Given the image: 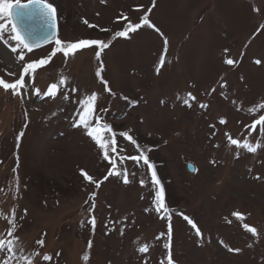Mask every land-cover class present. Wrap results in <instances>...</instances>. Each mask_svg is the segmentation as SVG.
<instances>
[{
	"label": "rangeland",
	"instance_id": "374dc122",
	"mask_svg": "<svg viewBox=\"0 0 264 264\" xmlns=\"http://www.w3.org/2000/svg\"><path fill=\"white\" fill-rule=\"evenodd\" d=\"M45 1L56 7V37L31 51H11L10 17L0 14V79L14 83L27 63L51 56L25 74L20 96L0 87V237L18 238L32 264H168L169 253L172 264H264V147L251 153L226 136L264 145V127H250L264 115V0ZM129 23L141 27L115 35ZM80 40L108 47L56 51ZM53 83L54 98L44 95ZM92 94L87 118H101L102 142L116 141L109 160L83 126L73 127ZM141 151L159 186L143 159H128ZM160 186L170 210L157 213Z\"/></svg>",
	"mask_w": 264,
	"mask_h": 264
},
{
	"label": "snow or ice",
	"instance_id": "6c2138e0",
	"mask_svg": "<svg viewBox=\"0 0 264 264\" xmlns=\"http://www.w3.org/2000/svg\"><path fill=\"white\" fill-rule=\"evenodd\" d=\"M0 14L10 15L12 18L13 22L11 24L10 39L17 42L16 47L11 48V51H13V52H17V49L20 47L27 49L28 51H31L32 48L35 46L31 41L28 40L27 34L20 27L21 22L26 21V20H32L36 16L43 18V20L51 27H55V22H56V9H55V7L52 4L44 2V0H28V3H21V0H15V3L8 2V0H0ZM85 23H87V21H85ZM141 23L146 24L149 27H154V25H152L150 23V21L148 20L147 16H144L142 18ZM5 27H6L5 24L0 23V40H4L3 30ZM139 27H141V24L133 25V24L129 23L123 31L117 32L115 35L127 37V34L129 31H135ZM157 31H159V30L157 29ZM4 42L7 43L6 40ZM165 43H167V41H165ZM56 44L59 46L61 44V41L57 40ZM89 45H99V46H102L103 48L108 47V44L103 43L102 41H99V40H80L77 43L67 44L66 48L58 47L56 49V51H62L64 53V55L67 57L71 50L80 49L84 46H89ZM225 51H227V50H225ZM55 54H56V52L54 51L51 55L54 56ZM97 56H99V53H97ZM18 58L20 61H23L24 60L23 54H20ZM50 59H51V56L48 59H40L36 62L27 63L24 66L23 71L19 76V79H17L14 83H6L3 79H0V87H2L5 91L11 89L13 95L20 96L21 95L20 90L27 87V84L25 83V74L29 73V70L35 71L38 67L47 64ZM225 63L228 65H232L234 62L231 59H227L225 61ZM256 63L259 64L260 61H256ZM162 64H163V60L161 61V65ZM157 71H159V69H157ZM65 82H66L65 78L62 77L59 81V84L64 85ZM224 86L225 85H221V87H224ZM57 90H58V85L56 83H53L48 87L47 92L44 95L54 98L57 94ZM72 91H76V89H72ZM34 93L37 96H39L40 90L35 89ZM188 96L191 100L196 99L194 96H192L191 93H189ZM64 98L67 99L68 97L65 96ZM177 98L179 99V97H177ZM96 99H97L96 94H92L88 98V101L85 104L83 110L78 113L79 122L74 123L73 127L83 126V128L85 129L86 135L91 137L95 141V143L99 146L100 149L104 150L103 158L105 160H109L108 148L111 145V146H113L112 151L113 152L116 151V149L114 147L116 144L115 139L110 137L108 139H105L102 142L101 137L97 135V132L99 130L97 126L101 124V118L100 117H94L95 124H93L92 121H90L87 118L89 114L94 113L93 102H95ZM81 103L84 104L83 101H81ZM162 103H163V101H162ZM184 103L187 104L189 107H191L189 100H184ZM200 107L205 108V107H207V105L201 104ZM260 107L264 108V105H261ZM250 111H251V109H250ZM225 122L226 121L223 119L220 120L221 124H223ZM257 124L264 127V115L260 116L259 119L257 121H255L250 126L253 131H255ZM102 127L108 133H112L111 125L104 123L102 125ZM23 134L24 133L21 132L19 134V136H23ZM120 135L126 137L133 144H136V141L133 140V138L128 134V132H121ZM19 136L17 138L18 140H19ZM226 136L228 137L230 145H235L237 148L244 149V150L251 152V153H256L258 148L264 147V145H262L259 141H257V143L253 146L247 139H245L243 142H241L237 139L231 138V136L228 135L227 133H226ZM113 137H114V134H113ZM136 147L139 149L140 146L138 144H136ZM217 147H218V145H217ZM150 150L151 149H149V151ZM128 159H132V160L137 161V162H139L141 159H143V163L145 165H147L149 169L152 170L151 171L152 185L153 186H159L160 185V181L157 178V174L154 170V165L149 161L148 156L145 155L143 153V151H141L140 155L131 156V157H128ZM193 170H195V169H193ZM109 174L111 175V174H119V173L110 172ZM84 175H85L86 179H88V180L92 179L86 173H84ZM106 178L107 177H105V179ZM128 182L129 181L127 179V171L125 170L124 183H128ZM140 183L143 186L145 182H144V180H141ZM97 186H99V185H97ZM154 202L156 204L155 210L157 213H159L161 211V209H164L165 211H167V209L165 207V203H164V189L162 186H160L158 188V190H156L155 196H154ZM93 207H94V205H93ZM14 211L15 210L13 209V217H14ZM181 215H183V214L181 213ZM233 215L237 216V217L240 216L239 213H233ZM184 219L187 220L188 223L194 229H196L197 235L200 236L201 233H200L199 229L197 228V226L195 225V223L191 219H189L187 216H184ZM8 223H9L10 227H9V230L7 231V236L13 237V232H14L15 227H16L14 219L9 220ZM90 223L93 226L95 225V218L94 217L91 219ZM244 227L249 232H251L253 235H256L257 230L255 228H250L247 224H245ZM171 231H172L171 224H169V227H168L169 240L171 239ZM161 235H163V234H161ZM37 243L40 244L41 246L43 245L42 240L38 241ZM89 247H91V243H89ZM164 247L169 248L170 245L168 243H166L164 245ZM148 250H149L148 246H146V245L142 246L138 249V251L140 253H146V252H148ZM228 250L233 251V249H231V248H229ZM235 251L238 252L240 250L236 249ZM0 254H5V258L3 260H0V264H10V261L14 257L18 258L17 264H20V261H23L24 264H32V260L28 256L24 255L23 250L19 247L18 238L5 239L3 237H0ZM49 259H51V257L48 255H45L43 257V260H45V261H47ZM83 259L85 261H87L89 259L88 255L87 254L84 255ZM168 264H172L170 253H169V258H168Z\"/></svg>",
	"mask_w": 264,
	"mask_h": 264
},
{
	"label": "water",
	"instance_id": "95a60500",
	"mask_svg": "<svg viewBox=\"0 0 264 264\" xmlns=\"http://www.w3.org/2000/svg\"><path fill=\"white\" fill-rule=\"evenodd\" d=\"M22 3H28V1ZM20 27L27 34L28 40L35 45L34 47H38L54 40L57 22H55V27H51L43 20V18L36 16L32 20L21 22ZM187 167L189 170L193 169V166L190 163L187 164Z\"/></svg>",
	"mask_w": 264,
	"mask_h": 264
},
{
	"label": "bare ground",
	"instance_id": "6f19581e",
	"mask_svg": "<svg viewBox=\"0 0 264 264\" xmlns=\"http://www.w3.org/2000/svg\"><path fill=\"white\" fill-rule=\"evenodd\" d=\"M7 59V55L5 54V52L3 53L2 56H0V60L3 62Z\"/></svg>",
	"mask_w": 264,
	"mask_h": 264
},
{
	"label": "trees",
	"instance_id": "16d2710c",
	"mask_svg": "<svg viewBox=\"0 0 264 264\" xmlns=\"http://www.w3.org/2000/svg\"><path fill=\"white\" fill-rule=\"evenodd\" d=\"M64 48H66V46H64Z\"/></svg>",
	"mask_w": 264,
	"mask_h": 264
}]
</instances>
